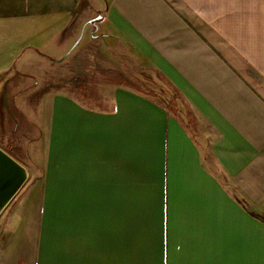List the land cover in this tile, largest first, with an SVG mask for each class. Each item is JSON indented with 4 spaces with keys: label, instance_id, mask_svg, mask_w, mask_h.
Instances as JSON below:
<instances>
[{
    "label": "crops",
    "instance_id": "0c3cea01",
    "mask_svg": "<svg viewBox=\"0 0 264 264\" xmlns=\"http://www.w3.org/2000/svg\"><path fill=\"white\" fill-rule=\"evenodd\" d=\"M2 35L53 70L10 264H264V0H0Z\"/></svg>",
    "mask_w": 264,
    "mask_h": 264
},
{
    "label": "rangeland",
    "instance_id": "374dc122",
    "mask_svg": "<svg viewBox=\"0 0 264 264\" xmlns=\"http://www.w3.org/2000/svg\"><path fill=\"white\" fill-rule=\"evenodd\" d=\"M15 38L22 37L2 35L0 45L7 48L11 42H16ZM41 47L45 48V45ZM22 51L27 53L25 62L0 63V149L9 153L27 171V180L23 186L0 210V230L6 233L3 237L0 236V264H10V257L12 260L14 257L13 253L17 252L21 257L23 254L28 255L34 248V241L41 227L38 220L39 201L36 199L38 192H33L29 197L27 195L38 181H56V167L49 175L48 172L43 173L47 166L49 144L47 136L49 132L44 129L49 123L50 110L48 111L45 99H42V91L43 81L53 70L49 72V61L35 62L30 50L26 51L24 47ZM7 65L8 67H4ZM22 69H26L32 76L18 75V71ZM54 70L56 71V68ZM54 85L56 84H52L49 88H53ZM30 130L34 134H31L33 137L27 141L23 135L30 134ZM54 149L56 150V146ZM54 165L56 166V162ZM11 219H17L16 227L12 226ZM7 231L14 232L10 243ZM4 248H8L7 255L2 253ZM28 264L32 263L28 261Z\"/></svg>",
    "mask_w": 264,
    "mask_h": 264
},
{
    "label": "water",
    "instance_id": "95a60500",
    "mask_svg": "<svg viewBox=\"0 0 264 264\" xmlns=\"http://www.w3.org/2000/svg\"><path fill=\"white\" fill-rule=\"evenodd\" d=\"M26 180L27 171L20 169L19 163L0 149V189L4 192L11 190L10 195L6 196L8 202L17 194ZM21 181H23L22 185H20Z\"/></svg>",
    "mask_w": 264,
    "mask_h": 264
},
{
    "label": "bare ground",
    "instance_id": "6f19581e",
    "mask_svg": "<svg viewBox=\"0 0 264 264\" xmlns=\"http://www.w3.org/2000/svg\"><path fill=\"white\" fill-rule=\"evenodd\" d=\"M19 168L22 169L23 171H25L23 166H21L20 164H19ZM22 183H23V181L20 182V185H22ZM10 193H11V190H7L4 192L3 190L0 189V210H2L6 206V204L8 203V199H6V196L10 195Z\"/></svg>",
    "mask_w": 264,
    "mask_h": 264
}]
</instances>
